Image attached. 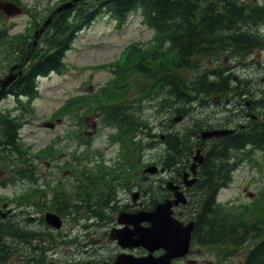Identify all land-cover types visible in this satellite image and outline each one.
I'll use <instances>...</instances> for the list:
<instances>
[{
	"label": "trees",
	"instance_id": "16d2710c",
	"mask_svg": "<svg viewBox=\"0 0 264 264\" xmlns=\"http://www.w3.org/2000/svg\"><path fill=\"white\" fill-rule=\"evenodd\" d=\"M21 1V0H13ZM97 2V1H96ZM182 2H185L183 5ZM98 7L90 10L84 2L76 9H68L67 18L58 16L54 19L52 30L46 36L41 48L34 51V62L31 63L28 75L20 77L10 87V92L14 95L26 94L34 96L38 92L35 88V78L39 74H48L51 71L61 72L68 68L65 64V52L68 51L79 31L89 25L91 21L103 11H108L116 18L119 24H123L127 14L131 11L144 13L143 20L149 26L156 27V38L162 37V27L175 29L181 32L183 44H176L171 47L163 45H151L144 48L133 45L123 56L124 71L128 70L129 63H133V71L136 78L140 77V86L136 84L138 96L136 97L135 112H130L121 104H117L115 91L106 93L103 96L105 107V120L113 121L118 118L125 122V129L134 131L139 138L149 135L147 124L149 119L144 114L142 103L155 99L161 94L166 86L172 98H177L182 106L178 109L183 111L186 103H192L197 96L211 94L224 96L225 91L231 88L232 94L242 96L245 89L241 86L242 79L235 78L234 72L230 71L233 65H243L250 69L252 64H260L255 55L260 50L264 53V34L257 33L256 29H245L244 25L259 26L264 24V0H98ZM96 6V3H95ZM202 7L205 10L212 7L214 9L215 43L208 46H196L191 43L198 35L194 31L191 33L183 28L190 24V15L186 8ZM32 16V9L26 7ZM6 16L0 12V55L9 58L16 56V52L22 51V59L26 55L29 45L25 34L13 35L11 25L6 20ZM8 18V17H7ZM165 31V30H164ZM67 34V36H65ZM63 35V36H62ZM129 55L126 58V54ZM229 56L233 60L225 62V57ZM253 56L251 58L250 56ZM196 57V58H195ZM213 58L214 64L205 66L201 59ZM36 58L38 60H36ZM264 62V61H263ZM236 63V64H234ZM207 64V63H206ZM254 69V68H253ZM253 69L251 72L257 74ZM208 73L219 74L217 79H211ZM145 78V79H144ZM216 78V77H215ZM24 81V82H23ZM230 81V83H229ZM261 94L260 104L264 109V83L260 84ZM193 104V103H192ZM68 112H73L68 106L62 107L56 114L63 116ZM119 114L120 116H116ZM8 121H12L10 116ZM19 122H11L9 128L12 151H18L19 133L17 126ZM200 125L195 120L194 127H188L181 133V139L177 142H168V156H165L164 165L170 167L181 155L186 161L188 152L195 142L192 138L193 132ZM13 128V129H12ZM15 137V138H14ZM250 143L254 148L264 150V120L261 128L253 122L249 133L241 128L237 131L221 137L208 150L202 169H214L215 172L203 174L200 194L203 197L199 209L201 218L198 221L200 230H207L213 235V241H239L247 234H257L264 238V207L259 206V202L253 204H241L237 208L224 207L217 204L216 198L222 187H226L233 180V173L236 169L235 159L256 162L250 153L242 156L239 151ZM15 145V146H14ZM18 147V148H17ZM141 149L135 148L136 167L138 168L141 157ZM238 153V154H237ZM163 156V155H161ZM162 158V157H160ZM222 173V174H220ZM226 173V174H223ZM214 178L213 181L211 178ZM260 198L264 200V189L260 193ZM252 264H263L264 262V242L253 252Z\"/></svg>",
	"mask_w": 264,
	"mask_h": 264
},
{
	"label": "flooded vegetation",
	"instance_id": "af4514ba",
	"mask_svg": "<svg viewBox=\"0 0 264 264\" xmlns=\"http://www.w3.org/2000/svg\"><path fill=\"white\" fill-rule=\"evenodd\" d=\"M186 10L190 15V24L183 28L198 34L191 43L196 46L214 45V9L193 7ZM243 27L254 29L253 25ZM163 28L169 42L183 44L180 31ZM251 91L256 92L258 104L260 87ZM247 98L245 104L248 109L242 122L248 126L254 118L261 126L263 112L260 108L253 112L255 101H247ZM201 117L211 123L215 121L214 113ZM169 118L168 114L164 117L166 121ZM8 130L7 126H0V144H3L0 149L7 147L10 139ZM165 131L161 134L164 143L168 139H179L176 135L165 136L178 132ZM123 146L120 145L118 152L102 156V166H95L99 159L90 163L85 159V167L81 169L79 177H74L67 168L55 167L54 161L45 158V154L28 153L32 159L21 154L15 160L18 166L0 168V264H145L136 261L148 257L158 259L170 253L171 250L164 247L151 249L127 239L120 242L115 238L117 232L128 230L130 233L134 229L133 224L121 222L120 215L153 210L159 203L173 199L174 192L168 187V182H173L189 199L187 204L174 206V216L184 223L196 221L199 217L196 208L198 199L195 196L197 185L187 186L183 176L186 172L190 178H199L198 182L202 169L197 168L195 173L186 162L183 169H166L151 176L139 168L141 173L136 181L133 155L129 153L127 157L120 150ZM5 155L0 151V157ZM77 181H80V192L72 190ZM19 183L25 187L15 191V185ZM67 183L68 187L71 186V194L67 193V189L62 190L63 185L67 188ZM78 201L83 214L77 217L67 214V206ZM92 206L93 209H88ZM49 213L57 215L58 219H49ZM141 225L148 227L150 223L143 221ZM70 227L72 229L67 232ZM210 236L211 232L194 231L188 250H176V254L162 264H252V252L255 250L253 241H246V247L235 250L231 247V241L210 244L206 240H210Z\"/></svg>",
	"mask_w": 264,
	"mask_h": 264
},
{
	"label": "rangeland",
	"instance_id": "374dc122",
	"mask_svg": "<svg viewBox=\"0 0 264 264\" xmlns=\"http://www.w3.org/2000/svg\"><path fill=\"white\" fill-rule=\"evenodd\" d=\"M94 1L95 0H90L87 2L92 3ZM22 3L29 8H37L41 11H44L48 5L52 4V2L48 0H22ZM30 19V14L23 12L20 15H6L2 22L4 23L8 20L13 24V30L22 32L26 31L28 28ZM261 30L264 33V24L261 25ZM153 36L154 32L145 25L142 16L138 13L130 14L126 22L120 27L108 12L100 13L89 26L78 33L71 49L66 53L65 62L68 69L63 73H52L48 77L40 78V95L33 101L35 109L33 116L29 113L25 116L26 118H30L31 122L23 125V128L20 131L21 136L27 139L28 142H33V150L51 140L57 142L58 147H61L62 150H65L68 145H77L75 142L81 135L80 123H82L85 118H72L69 114L56 116L55 112L66 104L67 100L71 97L83 96V94H87L88 97H91V95L93 97L96 96L97 93L100 92V89L113 78L114 73L112 70V63L118 60L125 47L132 43H136L137 41L143 45H149ZM128 55L129 52L126 54V58ZM258 59L261 61L260 64L252 65L254 67L253 71L257 72V76L255 77L254 75L257 85L247 82L246 78L243 76L241 78L243 82L240 84L245 90H251L252 88L259 90V83L262 82L261 80L264 77V53L259 54ZM201 62L205 66L208 65L204 60ZM208 63H210V61ZM126 68L127 67H123L122 70H125ZM247 69L248 67H244L243 65L233 67V71L238 75H244L252 70ZM121 73L122 72H118L116 76H120ZM140 80L141 78H136V76L132 80V83L135 84V88H133V91L130 93L132 97L138 96L136 84L138 83V86H140ZM108 88L113 89L114 87L109 86ZM14 106H16V99L11 96L5 97L0 102L1 109ZM144 106V113L149 117V125L152 133L161 134L163 132L160 131L161 115L157 113V107L146 106V104ZM252 107H255V104H253ZM76 108L77 104L71 105V110H75ZM185 109H187V107H185ZM192 109L195 115L199 111L196 104L192 106ZM220 110V114L225 113L223 112L224 108H220ZM80 111H82V107H80ZM21 112L22 110L19 111V113ZM210 112L212 111L209 109L207 113ZM88 118L89 123H97V128L93 132L94 145L101 149H106V135L108 131L105 130L102 125L101 115L93 113L90 114ZM190 120L191 118L189 117L186 118V120L183 119L179 124H173L170 120L166 121L163 119L165 126L164 129H167V126H169L173 131H182L188 128L190 124L194 125V122ZM47 121L55 123L56 125L53 128L48 127L46 126ZM111 130L114 131L112 128ZM73 131L76 132L72 134ZM150 139L151 138H145L144 141L146 142V145L141 148L143 159H145L144 161L141 160V167L155 164L154 159L156 158H154V156L160 155L163 150H167V147L165 148L164 145H156L155 147L148 146ZM199 156L201 157V154H199ZM160 157L159 160L164 159L165 155ZM60 159V162H65L67 157L61 154ZM255 161L256 162H254L253 165H251L250 161H246L236 168L230 185L227 188L222 189L219 193L218 198L222 203L229 202L232 205H240L252 201L263 200L260 198V192L264 188V152L258 151L257 160ZM64 168H67V162ZM135 168L137 170L136 181H138L141 171L136 166ZM169 169L174 170L171 168ZM176 169H178V167ZM183 178L186 179L184 181H188L189 185L193 184L188 173L185 172ZM24 187L25 186L19 183L15 185L16 189L14 190L17 191ZM66 189L67 193L69 192L71 194V186L68 187V183L67 188L66 185L62 186L63 191ZM71 229L72 227H70L67 232ZM120 231L121 237L126 234V231ZM131 239L132 238H130V240Z\"/></svg>",
	"mask_w": 264,
	"mask_h": 264
},
{
	"label": "water",
	"instance_id": "95a60500",
	"mask_svg": "<svg viewBox=\"0 0 264 264\" xmlns=\"http://www.w3.org/2000/svg\"><path fill=\"white\" fill-rule=\"evenodd\" d=\"M78 0H74L72 2H68L64 4L61 8L58 10H62L63 8L68 9L74 6L75 2ZM0 9H3L8 15H13L17 13H21L22 9L13 2H1L0 3ZM52 17H50L43 27L36 32V39L38 38V34L44 30V28L51 22ZM36 44V41L35 43ZM17 77V74H10L7 76L4 80L1 81V85L3 87L0 88V96L4 89ZM3 89V90H2ZM180 118H177L176 120H179ZM49 126H53V124H50ZM234 130L231 129H213L209 131H205L204 138H212V137H218L221 135H225L228 133H232ZM196 160L199 162L203 161V156L198 158L195 157ZM147 172L155 173L157 172L156 166H150L146 169ZM195 179H193L191 182H194ZM175 204H179V202H186L185 196L179 192L176 194ZM172 202H165L160 204L156 210L152 212H148L144 215L138 216V214H135V219L132 220L133 223H136L135 225H140L141 221L148 220L151 222V226L146 228V230H142L140 227H138V230L135 229L133 234L137 236L136 240L140 241V243L146 245V246H155L156 244H160V242H163L165 238H168V241L171 243V246H176L175 248H186L189 243L190 233L193 229L194 223L190 222L188 225L183 226L182 224H178L176 220L172 217L171 210ZM137 215V216H136ZM144 216L146 218H144ZM137 231V232H136ZM177 234V235H176ZM166 236V237H165ZM172 238V239H170ZM184 238V241H182ZM184 242V243H183ZM153 263V262H152Z\"/></svg>",
	"mask_w": 264,
	"mask_h": 264
},
{
	"label": "bare ground",
	"instance_id": "6f19581e",
	"mask_svg": "<svg viewBox=\"0 0 264 264\" xmlns=\"http://www.w3.org/2000/svg\"><path fill=\"white\" fill-rule=\"evenodd\" d=\"M193 104H195V103H193ZM186 107H187V106H186ZM182 110H183V111H185V112H190V111L188 110V108H187V109H185V108H182ZM194 116H196V115H194ZM204 134H205V133H203V134H202V136H203V137H204ZM138 216H140V214H138ZM115 235H116V237H115V238H118V239H119V241H121V240H122V238L119 236V235H120V233H118V232H117Z\"/></svg>",
	"mask_w": 264,
	"mask_h": 264
}]
</instances>
